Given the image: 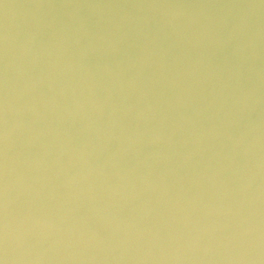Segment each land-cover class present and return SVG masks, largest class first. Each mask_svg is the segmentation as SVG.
Returning a JSON list of instances; mask_svg holds the SVG:
<instances>
[{
    "label": "water",
    "instance_id": "obj_1",
    "mask_svg": "<svg viewBox=\"0 0 264 264\" xmlns=\"http://www.w3.org/2000/svg\"><path fill=\"white\" fill-rule=\"evenodd\" d=\"M0 264H264V0H0Z\"/></svg>",
    "mask_w": 264,
    "mask_h": 264
}]
</instances>
